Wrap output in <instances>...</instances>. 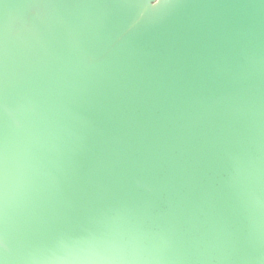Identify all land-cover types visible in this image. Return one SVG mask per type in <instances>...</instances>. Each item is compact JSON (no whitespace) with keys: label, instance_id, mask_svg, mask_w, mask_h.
I'll use <instances>...</instances> for the list:
<instances>
[{"label":"water","instance_id":"water-1","mask_svg":"<svg viewBox=\"0 0 264 264\" xmlns=\"http://www.w3.org/2000/svg\"><path fill=\"white\" fill-rule=\"evenodd\" d=\"M0 264H264V0H0Z\"/></svg>","mask_w":264,"mask_h":264}]
</instances>
